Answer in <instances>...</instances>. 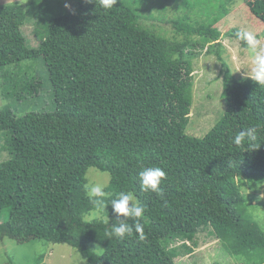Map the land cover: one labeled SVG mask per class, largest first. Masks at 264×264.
<instances>
[{
    "label": "trees",
    "instance_id": "trees-1",
    "mask_svg": "<svg viewBox=\"0 0 264 264\" xmlns=\"http://www.w3.org/2000/svg\"><path fill=\"white\" fill-rule=\"evenodd\" d=\"M244 1L264 22V0ZM143 2L117 0L105 11L78 0L75 10L49 16L37 46L22 30L26 8L0 4V69L43 58L55 99L48 111L0 109V150L9 154L0 161V218L8 213L0 236L66 243L89 264H177V256L195 251L206 229L230 254L264 264V229L245 214L247 199L234 181L264 182V87L241 82L224 62L222 31L214 25L229 13L227 2L184 0L188 8L205 3L206 15L217 12L195 25L189 15L175 20L183 40L144 25ZM237 31L229 34L236 38ZM206 45L227 68V105L212 129L197 137L187 132L193 59ZM4 76V95L18 100L37 97L43 86L21 67ZM252 127L254 142H231ZM90 167L110 173L108 201L131 192L145 206V240L135 232L123 240L106 236L118 221L110 204L95 215L85 189ZM146 167L166 172L160 194L141 190L137 173ZM175 240L181 246H172ZM100 245L101 253L95 249Z\"/></svg>",
    "mask_w": 264,
    "mask_h": 264
},
{
    "label": "rangeland",
    "instance_id": "rangeland-1",
    "mask_svg": "<svg viewBox=\"0 0 264 264\" xmlns=\"http://www.w3.org/2000/svg\"><path fill=\"white\" fill-rule=\"evenodd\" d=\"M0 0V4H22L26 8L23 16L22 30L30 46H37L45 31V25L50 15L73 11L77 8L78 0ZM215 1V0H213ZM229 13L214 26L222 31L221 43L223 59L231 74L241 82L252 81L245 78V70L251 66V55L245 51L241 41L229 33L233 29H244L254 32L264 45V22L255 16L244 0H225ZM204 4L193 8L186 7L184 0H144L140 6L141 22L155 29L158 33L174 39L183 40L185 35L177 31L174 21L189 15L186 19L190 23L207 22L216 10L210 15L204 14ZM43 7L45 10L43 11ZM24 8V9H25ZM42 10V11H41ZM38 11V16L35 12ZM44 16L41 17V14ZM195 40L197 35L191 36ZM206 48H197V56L193 59V104L191 106L190 122L187 132L190 135L204 137L220 119L226 108V101L222 97L224 90L223 79L226 66L216 55L208 53ZM36 75L42 82V88L37 97L18 100L15 97L5 96V72L19 71V68ZM11 106L18 115L29 111H48L55 108L54 90L49 79V71L43 58L29 59L21 62L19 67L0 69V109ZM4 138H0V145ZM9 154L0 150V161L6 160ZM88 183L107 185L110 173L98 168L90 167L87 171ZM240 177V176H239ZM235 177V184H241V190L247 202L242 209L253 221L264 229V182L249 180L244 177ZM242 178V179H241ZM260 196V199H258ZM95 215H100L97 213ZM95 215H90L91 217ZM8 217L3 212L0 222ZM195 251L184 253L175 258L177 264H248L241 258L230 254L223 247V242L205 229L199 232ZM181 240H175L172 246H181ZM183 247V246H182ZM100 253L104 246L95 247ZM89 264L80 252L66 243H53L42 239H31L18 242L9 236H0V264Z\"/></svg>",
    "mask_w": 264,
    "mask_h": 264
},
{
    "label": "clouds",
    "instance_id": "clouds-1",
    "mask_svg": "<svg viewBox=\"0 0 264 264\" xmlns=\"http://www.w3.org/2000/svg\"><path fill=\"white\" fill-rule=\"evenodd\" d=\"M87 3H95L104 9L110 10L117 0H86ZM236 39L242 41L247 47L245 51L251 55V66L245 70V78H251L258 86L264 87V45L261 44V39L254 32L241 29L235 33ZM257 129L255 127L241 130L231 137V142L234 145H242L246 141L251 143L257 139ZM166 172L161 167H146L137 173L141 190L148 192L151 190L157 194L162 192L161 184L166 179ZM106 185L92 184L85 185L86 194L93 205L95 212L100 213L106 210L107 205H111L116 220L118 223L111 225L110 231L106 236L111 239L115 237L123 240L126 237H131L135 232L138 234L139 240L146 239L144 225L140 222V218L144 216L145 206L137 201L136 197L131 192H120L115 198L107 200L109 193L105 189ZM260 199V196L259 198ZM86 219L91 221L92 217L87 216ZM133 222L130 224L128 220Z\"/></svg>",
    "mask_w": 264,
    "mask_h": 264
}]
</instances>
